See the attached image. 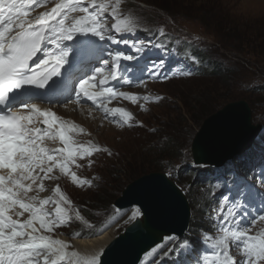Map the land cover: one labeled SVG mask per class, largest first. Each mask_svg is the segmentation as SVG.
<instances>
[{"label":"snow or ice","instance_id":"1","mask_svg":"<svg viewBox=\"0 0 264 264\" xmlns=\"http://www.w3.org/2000/svg\"><path fill=\"white\" fill-rule=\"evenodd\" d=\"M121 3L122 0H0V264H100V253L87 255L69 251L70 244L45 234L68 225L73 219L87 224L79 211L74 216L70 214L65 205L71 201L59 186L53 197L41 199L38 195H29L45 191L43 180L52 179L50 174L55 169L70 175L73 183L91 185L92 181L78 177L70 166L76 164L78 158L101 151L95 145L74 143L70 133L78 126L31 102L41 95L37 90H45L42 93L45 97L64 94L73 75L72 69L77 67L84 73L76 81L78 88L74 86L77 99L83 97L99 104L100 98L122 97L136 103L141 97L117 91L112 86L105 87L117 80L125 85L144 83L140 78L122 79V73L128 68L123 62L137 60L134 67L141 74L147 72L152 80L166 81L173 76L193 74L186 69L164 71V60L141 67L137 56L119 50H108L104 58L105 47L97 41L123 44L136 53L144 52L151 44V41L146 45L123 38L125 34L137 33L138 21L131 16L122 18ZM49 4L53 6L49 8ZM36 7L45 11L32 16ZM105 14L115 21L110 26ZM156 35L166 37L162 29ZM68 41L74 43L69 46ZM151 46L161 51L168 47L163 42ZM74 51L75 56L70 60ZM104 111L118 114L125 124L133 118L124 108L105 107ZM40 117L46 128L34 126ZM57 138L63 147L45 146V139L55 141ZM261 183L264 184V175ZM215 186L231 192L233 198L225 194L219 208L214 209L216 214L212 219L220 235L202 237L205 244L212 245L211 255L202 256L203 264H264V229L249 235L250 229L240 226L247 204L259 201L264 206V193H257L253 186L238 177L219 180ZM26 213L25 219H19ZM139 214V210L134 212L132 219ZM259 219L264 221V215ZM164 241L144 254L145 262L154 258L165 244H170L152 264H162L177 251L193 256L200 264L188 241L178 242V238L171 235ZM230 244L239 250L241 259L230 254Z\"/></svg>","mask_w":264,"mask_h":264},{"label":"rangeland","instance_id":"2","mask_svg":"<svg viewBox=\"0 0 264 264\" xmlns=\"http://www.w3.org/2000/svg\"><path fill=\"white\" fill-rule=\"evenodd\" d=\"M124 1L126 0H122L121 9L126 11L128 3L124 4ZM132 1L136 10L143 14L135 11L137 17L145 15L155 22L174 23L183 27L179 31L181 33L185 31L189 34L193 31L201 38L205 37L208 42L210 40L224 70L215 75L205 74L171 80L163 85L156 83L154 89L167 97L164 96L148 114L141 116L146 123L144 127L116 132L106 121L107 128H100L97 122H94L96 134L109 145L110 151L107 150L97 157L93 167L97 168L100 175L91 185L75 186L80 190L72 189L71 186L65 189L73 196L68 198L71 203L65 207L73 214L79 211L87 221L85 224L73 219L71 225L75 227L100 225L110 217L109 214L115 211L118 213L120 210L114 208L115 201L122 196L123 190L138 178L158 172L169 175L173 171L176 172L181 165H185L189 170L195 141L202 140L205 136L203 133L208 130L205 122L226 105L244 100L250 109L252 108L251 121L254 118V124L262 123L264 119V11L252 7L239 9L236 5L240 0ZM248 2L251 4L253 0ZM158 5L171 12L161 9ZM129 12L126 11L127 16ZM136 116L139 117V114ZM257 116L261 118L257 119ZM195 173V170H189L185 180L181 179L182 183L189 180V186H194L197 183ZM177 174L180 177V172ZM200 187L204 193H208L210 188L203 184ZM106 193L113 201H100L104 202L100 204V198L106 196ZM188 193L193 202L198 203L197 188H190ZM203 197L208 196L203 194ZM137 210L138 208L132 205L125 207L123 211L126 212L122 218L114 221L105 229V233H121L124 225L132 219L131 215ZM193 220L198 223L208 221L207 216L202 217L199 212L194 214ZM104 228L105 226L102 229ZM55 230L59 231L56 236L70 240L93 238H69L60 235V232L70 233V226ZM100 234H103V230ZM163 251H160L157 257L162 255ZM149 261L152 262V259Z\"/></svg>","mask_w":264,"mask_h":264},{"label":"water","instance_id":"3","mask_svg":"<svg viewBox=\"0 0 264 264\" xmlns=\"http://www.w3.org/2000/svg\"><path fill=\"white\" fill-rule=\"evenodd\" d=\"M205 125L208 127L205 136L193 146L198 163H223L250 146L260 130L252 125L251 109L244 100L226 105ZM115 204L119 207L137 204L144 218L128 226L113 241L102 257V264H136L163 236L181 234L188 226L186 198L163 172L138 178L123 190Z\"/></svg>","mask_w":264,"mask_h":264},{"label":"bare ground","instance_id":"4","mask_svg":"<svg viewBox=\"0 0 264 264\" xmlns=\"http://www.w3.org/2000/svg\"><path fill=\"white\" fill-rule=\"evenodd\" d=\"M251 112H252V108H251ZM90 115H91V117H96L94 112H91ZM251 122H252V125H254V126L256 125V124H254V118H252ZM259 124H261V123H259ZM189 205H190V203H189ZM134 207H137V206H134ZM138 210H139V208H138ZM139 218L141 219L142 215H140ZM141 220H143V218ZM115 234H116L115 232L111 231L109 233H105L103 235L95 236L92 239H86V240H70V239L63 237V236H56L54 239H61V240H64L65 242H67L68 244H70L71 247H70L69 251L74 250V251H79L82 254L91 255V254L101 253L102 249L105 248L106 246H109L110 242H112ZM166 237H168V236H166ZM142 263L143 262H141L140 264H142Z\"/></svg>","mask_w":264,"mask_h":264},{"label":"clouds","instance_id":"5","mask_svg":"<svg viewBox=\"0 0 264 264\" xmlns=\"http://www.w3.org/2000/svg\"><path fill=\"white\" fill-rule=\"evenodd\" d=\"M236 7L239 9H246L248 7H252L254 9H259L264 11V0H253L251 4H249L248 0H240L239 4H237ZM256 118L260 119L259 116H257Z\"/></svg>","mask_w":264,"mask_h":264},{"label":"trees","instance_id":"6","mask_svg":"<svg viewBox=\"0 0 264 264\" xmlns=\"http://www.w3.org/2000/svg\"><path fill=\"white\" fill-rule=\"evenodd\" d=\"M158 6H159V5H158ZM159 7H160L161 9H163V10L169 11V10H167V9L161 7V6H159ZM169 12H171V11H169ZM240 48H241V47H240ZM243 51H244V50H243ZM220 67H221V66L218 65V66H217V70H218V72H214V74H211V75L220 74V73H221L220 71L223 70V69H220ZM110 200L113 201V198H111V197H110L109 195H107V193H106V196L101 197L100 200H99V202H100V201H104V202L106 203V201H109V202H110ZM104 202H103V203H104ZM101 203H102V202H100V204H101ZM103 203H102V204H103ZM109 204H110V203H109Z\"/></svg>","mask_w":264,"mask_h":264}]
</instances>
